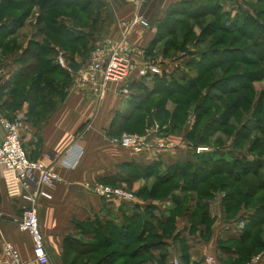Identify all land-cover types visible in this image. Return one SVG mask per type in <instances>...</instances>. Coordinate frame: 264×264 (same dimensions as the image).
Wrapping results in <instances>:
<instances>
[{
	"label": "crops",
	"instance_id": "obj_1",
	"mask_svg": "<svg viewBox=\"0 0 264 264\" xmlns=\"http://www.w3.org/2000/svg\"><path fill=\"white\" fill-rule=\"evenodd\" d=\"M3 1L0 0V6ZM115 11L114 15L122 18L119 23H112L107 39L117 41L121 39L119 24L126 20V12ZM35 16L31 15V19L36 24L39 16ZM30 20L26 22L25 19V22L31 23ZM16 23L9 17L0 22V143L4 138L1 120L22 114L21 138L29 158L46 164L53 160L57 163L61 182L55 187H46L51 199L41 198L38 204L39 221L50 258L48 264H99L91 262V258L98 256L102 247L110 246L105 245V241H113L119 246L130 241L125 248L137 245L132 257L137 260L136 264H174L175 261L202 264L210 258L217 264L243 262L244 247L249 244L256 227L254 218L258 209L243 204L232 214L233 206L238 203L226 199L224 205L226 197L220 192L202 202L206 209L197 208V200L184 208L185 194L181 189L164 199L150 194L156 178L144 177L142 168L158 166L164 172L168 166L182 167L197 161L194 147L185 135H170L167 148L147 149L142 153L117 142L118 138L129 135L125 118L144 103L148 92L154 89V75L142 77L140 69L149 63L146 56L155 36L151 38L147 34L142 39L146 31L136 29L129 39L131 44L135 40L137 43L134 44L139 48L132 77L111 82L104 88L100 75L90 78L85 58L77 54L66 67V58L59 55L61 48L54 46L55 64L67 73L68 80L61 84L64 98L56 101L51 97L49 103L56 101L58 105L49 110L48 106L44 109L36 101L28 102L24 96L19 106L14 101L19 96V90L14 89L21 81L23 65L19 60L23 52L5 56L3 46L7 39L22 36L26 23L20 27ZM7 27L10 33L6 32ZM138 37L140 41H137ZM30 40L31 37L28 42ZM96 40L97 37L89 34L90 49L99 42ZM58 59L64 66L57 62ZM179 63L165 61L156 65L162 72L170 73ZM152 128L154 134L160 129L159 126ZM99 183L121 186L134 192L136 200L106 201L86 189V184ZM21 193L13 172L0 167V257L3 245L10 243L23 260L41 264L34 255L31 236L19 229L23 215L19 202ZM150 208L155 209L154 219L149 214ZM213 209L219 215H214ZM197 212L202 213L203 218L195 223ZM122 233L125 235L121 243ZM68 240L78 247H69ZM261 264H264V254Z\"/></svg>",
	"mask_w": 264,
	"mask_h": 264
},
{
	"label": "rangeland",
	"instance_id": "obj_2",
	"mask_svg": "<svg viewBox=\"0 0 264 264\" xmlns=\"http://www.w3.org/2000/svg\"><path fill=\"white\" fill-rule=\"evenodd\" d=\"M18 1L24 2V6L26 7L30 5V0ZM193 1H195L199 7H197L198 9L195 11L191 9V12L193 14H203L199 19L188 18L181 15L179 12H170L175 4V0H144L140 10L134 5H131L128 0H102V3L106 5V7L103 9L101 23H95L92 18L89 17L88 13L81 12L75 8H71L67 12H65L64 8H59L51 14H43L40 9L34 8L32 17L36 18L35 15H44L46 17L43 18L46 21L44 22L42 20L43 23L38 22L35 24L33 19H31V15H29L26 18V22L31 19V23L25 22L26 25L21 31L22 36L7 39L4 43V55L15 56V54L17 55L21 52L24 53L27 48L34 50V47L30 45L32 40L41 43L45 48L48 47L49 45L45 41L47 32L46 35L38 33L40 29L47 24L49 19H55L59 21L58 26L67 24L76 30L85 29L84 32L88 37L89 34L97 37L96 41L99 42L91 49L89 44L85 42L69 41L67 45L64 44L63 46L59 43V48L61 47L62 50V53L60 52L59 55H64L66 58L64 61L66 67L70 66L69 64L72 57L77 54L85 58L87 66L93 51L101 47V45L105 43L104 40H107L112 23L117 24L122 18L121 16L117 17L114 15L116 13L115 9L124 10L126 12L125 21L140 17L148 22L149 27L143 28V26H137L139 32L146 31L142 39L146 37L147 34H150L149 37L151 38L153 35L155 36L154 45L148 56H146V62L153 64H159L165 61L171 63L173 61L180 62L172 72L165 73L166 76L172 74V76L175 77L185 76L187 78H196L200 73L197 63L202 60L204 54H207V61L217 59V56H221L219 54H224L223 58L231 60L233 55L226 52H232L233 49H238L240 53L238 52L234 55L237 56L238 61L236 60L233 62V65L232 63L223 64L211 70L209 73L204 74L198 87L182 99L184 107L180 109L179 117H176L177 114L175 113L177 97H172L168 100L164 95L154 96L151 98L152 101L148 105L149 110L153 109L152 106H156L159 100L163 98H166L165 100L167 101L165 108L158 112L157 118L154 116L156 113H153V110H156L155 107V109L151 111L152 113L146 111L147 109L144 110L140 113L142 114L140 116L144 117V124L141 125V121L137 118L133 119V121L128 124L129 135L126 136L138 137V139H141V143L150 142L151 144L160 142L158 140H161V142L163 141L167 144L169 143L170 135L186 136V133L194 128V138L192 141L200 142V140H202L200 138H203V143H201L203 145L201 146L212 150L229 147L234 148L230 152L221 149L219 152L221 157L225 156L226 158H231L234 156L243 158L245 157L243 154H246L248 151H253L254 154L260 155V159L264 161V72L262 73V70H264V0ZM179 8H181V5ZM182 8L185 9V7ZM24 14L25 10L20 13L9 10V13L4 17H20ZM251 17H253V19ZM244 21L247 22L246 27H242V22ZM121 22L119 24L120 27ZM173 22H177L173 35L164 32L163 35L159 37L164 27L162 25H171ZM222 24L224 28L228 29V32L233 33L228 34L227 32L219 30ZM163 36L165 37L163 38ZM29 37H31L30 42H28ZM139 37L137 41H140ZM133 42L137 43L135 40ZM134 43L131 44L135 50L132 57L134 61L135 59L137 61L139 48ZM226 54L227 56H225ZM193 55L197 57L191 65L190 60ZM54 56L56 55H45L43 62H47L49 58H53ZM59 60L60 59H58L57 62H60ZM30 65H37L36 61L32 60L27 66ZM40 72L41 71L37 73L32 72V74L35 75H31L27 82L21 84L22 87L18 89L19 96L17 99L14 98V101L17 102V106H19V102L23 96L30 103L36 101V104L42 105L44 109L45 106L50 107L49 101L51 97L56 98V101H60V99L57 98H60L61 95L56 94L47 95L48 97H39V99L35 100L37 95H35L31 87L33 85L32 83L40 75ZM53 77H56V83L59 85L62 84L64 78L58 75H54ZM216 81H220L223 86H227L228 88L233 87L236 93L222 95L218 90L219 88L211 89L212 83ZM214 95L219 96V98L213 99L212 96ZM202 99L205 101L202 110L206 107L208 110L206 114H201L202 110L199 111L201 117H198V123L194 127L195 120L197 121V110H195V108ZM56 101H54V103L58 105ZM189 102L195 103L196 105L190 107L191 105H188ZM234 104H236L237 107L232 110L231 107L234 108ZM225 113L229 115L228 121L226 122L227 125L224 127L215 125L216 127L212 129V132L206 131V127L209 126L210 123L213 124L215 118ZM156 126H159L160 129L154 134L152 132L154 128L152 127ZM238 132L241 133L240 137H238ZM124 137L125 136L118 138L117 142L120 144ZM263 177L264 170L261 173V177L249 176L240 184L226 180L224 177L214 179V181L208 182L207 185L198 189L200 192L199 195L191 192L185 196L183 203L184 208H186L191 201L197 200V208H202L203 206V209H206L202 203V199L204 197L209 198L210 196H214V193L217 192L225 195L224 205L227 203L226 199H229V202L233 199V201L238 203V206H233L234 210L231 211L232 214H235L236 210L240 209L243 204H245L247 208H261L254 218L256 227L252 230L249 244L244 247V260L237 264H250L258 256L263 255L264 252V190L258 188V184ZM102 184L103 183L95 185L86 184L85 186L87 190H90ZM103 185L124 189L121 186L111 184ZM88 186H90V189ZM173 186L174 184L171 187ZM168 189L169 188H163L159 197L166 196L169 191ZM131 193L136 195L134 192ZM198 211H200V209ZM202 213L197 212L194 216L195 223L203 218ZM213 213L216 216L219 215L214 209ZM261 240H263V243H260ZM136 248L137 245L125 248L124 246L111 244L107 248L102 247L97 257L103 260V262L105 261V263L102 264H136L137 260H132ZM204 263L205 262L202 264Z\"/></svg>",
	"mask_w": 264,
	"mask_h": 264
},
{
	"label": "trees",
	"instance_id": "obj_3",
	"mask_svg": "<svg viewBox=\"0 0 264 264\" xmlns=\"http://www.w3.org/2000/svg\"><path fill=\"white\" fill-rule=\"evenodd\" d=\"M24 5H25L24 2H19L18 0H4L2 5L0 6V20L2 21L3 19L2 17H4L7 13H9V10H14L17 13H20L21 11L25 10V14L23 16H20V17L9 16V18H14L17 21L16 23L17 26L20 27V25L22 26L25 25V19L29 15H32L34 8L40 9L43 12V14H51L57 11V9L59 8H64L65 12L69 11L71 8H75L76 10H80L81 12L88 13L89 17L92 18V20L95 23H99V22L101 23V19L103 16V9L104 7H106V5L102 3V0H30V5H28V7ZM180 5H181V8H179ZM182 7H185V9H183ZM197 7H199L198 4L195 3V1L193 0H179V1H175V4L173 5V8L170 10V12L171 11L172 13L179 12L181 15H184L188 18H191V19L198 18L199 19L201 16H203V14H200V13L193 14L191 12V9L195 11L196 9H198ZM191 14H193L194 16ZM43 17H46V16L44 15L39 16L38 22L41 23L42 20L45 22L46 20ZM251 18L253 19V17ZM58 22H59L58 20L49 19L47 21V24L42 29H40L39 34L46 35V32H47L45 41L49 45L48 47L45 48L43 47V45H41V43L34 42L32 40L30 45L34 47V50H32L31 48H27L22 54V56L20 57L19 61L23 65V70L20 76L21 81L18 83V85L14 89L15 91L20 89L19 87L22 86L21 84L27 82L31 75H35V74H32V72L37 73L38 71H41L39 73L40 75L32 83L33 85L31 89L33 90L35 95L39 97L40 96L48 97L51 94H56V95H61L60 96L61 99L64 98L65 91L61 85L56 83L57 79L56 77H53V76L54 75L61 76L62 78H64L62 83L65 84L66 81L68 80V75L66 72H64V70L60 66L55 64L56 56H54L53 58H49L47 62H43L44 57L45 55H53V54L56 55L54 46L59 47V43H61V46H63L64 44L67 45L69 41L88 43V35L84 32L85 29L76 30V29L71 28L67 24L58 26ZM242 23H243L242 27L247 26L246 21ZM176 24L177 22H173L171 23V25L163 24L162 26L164 27L161 33L159 34V37L162 36L164 32L169 35H173V32L175 31V28H176ZM220 27L221 28L219 30H221L222 32H227L228 34L233 33V32H228L227 31L228 29L224 28L223 24L220 25ZM0 29L2 30V28ZM9 29L10 28L7 27L6 32H8ZM164 37L165 36H163V38ZM154 41L155 40L153 39L149 46V49H148L149 52L152 50ZM238 52H239L238 49L236 50L233 49L232 52H228V51L226 52V53H231L233 55V58H231V60L227 58H223L224 54L223 55L219 54L221 56H217V59L207 61L206 60L207 54H204L202 60L197 63V67H199L200 73L196 78H187L185 76L175 77V76H172V74L169 76H166L165 73H168V72H165V71L161 72V75L154 76L155 77L154 78L155 80L154 89L148 92L144 103H141L139 106L135 107L133 112L129 114L127 118H125L127 121V125L130 124L131 121H133V119H136V118L140 120L141 125H143L145 120L143 116H140L142 115L140 113H142L146 109H147L146 111L152 113L151 111L156 108V110L155 111L153 110V112L156 113L155 118H157L158 112H160L163 108H165L166 103H167V101L165 100L166 98H163L159 100L156 106H152L153 109L149 110L148 105L152 101L151 98L157 95H164L165 97L168 98V100L171 99L172 97H177V101L175 104V113L177 114L176 117H179V111L180 109L184 107L182 99L185 98L191 91L195 90L198 87L199 83L202 81L201 79L203 75L209 73L211 70H214L217 67L222 66L223 64L232 63L233 65V62H235L236 60L238 61L237 56H234ZM225 56H227V54ZM196 57L197 56H194V55L191 57V60H190L191 65L196 60ZM32 60L36 61L37 65L27 66L29 63H31ZM263 72L264 70H262V73ZM216 88H219L218 90L222 93V95L236 93L234 92L233 87L228 88L227 86H223L220 81H216L212 83L211 89H216ZM212 98L218 99L219 96L214 95L212 96ZM191 102H189L188 104L189 106L191 105L190 107H193L196 105L195 103H191ZM204 104H205V101L202 99L199 101V104L196 105L195 110H197V114H196L197 121L195 120L194 127L198 123V117H201V114L207 113V110H208L207 107L204 108V110H202V108L204 107ZM55 105L56 104L52 101L49 104L50 106L49 110H52L53 108H55ZM236 107H237L236 104H234V108L231 107V109L233 110ZM199 111H201V114H199ZM228 118H229V115L226 113L223 115H220L219 117L214 119L213 124L210 123L209 126L206 127V131L208 130L212 132L213 131L212 129L216 127L215 125L224 127L225 125H227L226 122L228 121ZM193 131H194V128L186 133V139L190 143V145L194 147L193 148L194 156L197 157L196 162L187 163L185 166H182V167L168 166L166 167L164 172H162V170H160L158 166L150 167L149 169L142 168L144 177L146 178L155 177L156 178V183L154 187L152 188V190L150 191V194L153 197H157L160 199L168 198L169 196L172 195V193L175 190H178V189L183 190L185 196L186 194L191 193V192L197 193V195H199L200 192L198 189H200L202 186L207 185L208 182L214 181V179H220L223 177L226 180H230L233 183L236 182L237 184H240L242 181H244L246 177H249V176L261 177V173L264 170V161L260 159V155L258 156L254 154L253 151H248L246 154H243L245 156L243 158L234 157V156L231 158H226L225 156L221 157L219 153L220 149L212 150L211 152L209 151V153L206 152V153L197 154L196 152L197 148L203 147L201 146L203 145L201 144L203 143L202 142L203 138H200L202 139L200 140V142L192 141V139L194 138ZM127 132H128V126H127ZM204 134H205V131H204ZM238 134H239L238 137H240L241 133L238 132ZM233 149H234L233 147H229L228 152L232 151ZM173 184L174 186L171 187ZM224 185H227V184H224ZM163 188H169L168 189L169 191L167 190L168 194L164 197H159V194ZM258 188H260V190L261 189L264 190V177L261 179L260 183L258 184ZM207 199L208 197H204L202 201H206ZM149 210H150L149 214L151 215V218L154 219L155 209L150 208ZM260 210L261 208L258 209L257 213ZM123 234L124 233H122V236L120 238L121 243L124 238ZM129 242H126V241L123 242L122 246L125 247L126 244H128ZM104 244L111 245L114 243L113 241H108V242L105 241ZM67 245H69V247L71 248L77 246V244L72 243L71 240H68ZM135 257H137V255L134 256V258ZM100 260L101 259H98L97 256L94 258H91V262L96 261L99 264L105 263V261L103 262V260L101 261Z\"/></svg>",
	"mask_w": 264,
	"mask_h": 264
},
{
	"label": "built area",
	"instance_id": "obj_4",
	"mask_svg": "<svg viewBox=\"0 0 264 264\" xmlns=\"http://www.w3.org/2000/svg\"><path fill=\"white\" fill-rule=\"evenodd\" d=\"M138 10L143 5L144 0H128ZM137 26L149 27L147 21L140 17L121 22L122 35L120 40L107 39L101 47L96 48L87 64L90 78L95 79L97 75L102 78L103 88L111 82H122L132 77L137 64L132 57L135 52L131 46L130 37L134 34ZM64 66V62L60 61ZM161 67L146 63L141 69L142 77L149 74H161ZM1 78V76H0ZM104 90V89H103ZM104 97L102 91L101 98ZM24 117L22 114L16 115L13 119H2L1 126L4 132L3 141L0 143V167L13 172L17 183L21 186L20 205L22 209V219L19 222V229L23 233H28L33 242V251L36 259L41 264L50 263L47 254L45 238L41 230L38 214V204L41 198L51 199V195L45 191L46 187H55L61 182V177L56 169V161L50 164L43 161L31 160L25 150L21 130ZM151 143L143 142L134 136H125L120 145L132 149L137 153H142L147 149H165L169 144L165 142ZM207 147L197 148V154L209 152ZM90 189V186H88ZM90 189L94 194L103 200H118L122 202H134L136 195L126 189H119L110 185H100ZM263 255L258 256L250 264H261ZM0 264H30L23 260L20 252L10 243H5L0 257ZM174 264H179L175 261ZM204 264H217L213 258L207 259Z\"/></svg>",
	"mask_w": 264,
	"mask_h": 264
}]
</instances>
